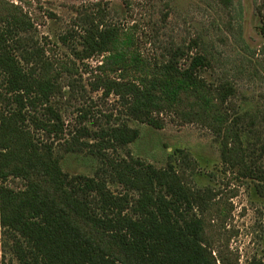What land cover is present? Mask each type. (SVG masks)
Wrapping results in <instances>:
<instances>
[{
    "label": "rangeland",
    "instance_id": "374dc122",
    "mask_svg": "<svg viewBox=\"0 0 264 264\" xmlns=\"http://www.w3.org/2000/svg\"><path fill=\"white\" fill-rule=\"evenodd\" d=\"M1 17L33 24L22 35L31 53L39 48L37 73L60 87L50 103L63 129L39 130L41 153L50 150L70 176L104 180L127 197L128 214L141 191L118 175L125 161L176 173L199 196L190 198L214 263L264 264V0H0ZM106 30L103 48L88 47V35ZM177 49L174 70L167 64ZM199 53L210 64L193 80L181 72ZM39 116L55 121L45 109ZM34 180L65 203L43 177ZM9 184L19 190L26 181ZM150 191L171 198L165 185ZM83 229L125 259L106 232ZM3 239L14 240L0 222V264ZM6 255L18 264L11 250Z\"/></svg>",
    "mask_w": 264,
    "mask_h": 264
},
{
    "label": "trees",
    "instance_id": "16d2710c",
    "mask_svg": "<svg viewBox=\"0 0 264 264\" xmlns=\"http://www.w3.org/2000/svg\"><path fill=\"white\" fill-rule=\"evenodd\" d=\"M32 28L30 21L0 18V222L5 236L14 238L13 243L3 239L2 264H10L8 250L18 264H215L203 243L202 218L194 212L195 201L190 198L199 196L186 191L176 173L151 166L140 169L135 166L140 161H125L118 175L141 191L138 206L128 214L127 197L115 194L104 180L70 176L50 150L49 155L40 152L39 146L44 145L37 137L39 130L59 133L63 122L50 103L60 87L50 77H39V48L31 53L22 35ZM109 33H91L85 42L91 49H101ZM181 52L174 51L169 68L179 70L176 57ZM209 64L208 57L199 53L181 73L199 79L200 70ZM44 109L55 121L39 116ZM135 112L161 126L146 109ZM124 132L128 139L138 135L128 128ZM73 141L80 148L81 142ZM36 176L63 195L64 206L35 182ZM17 178L25 179V188L17 190L9 184ZM155 183L165 185L171 198H164L161 192L152 194ZM90 224L106 232L103 238L109 235L107 239L118 244L125 259L115 258L103 241L99 245L83 229Z\"/></svg>",
    "mask_w": 264,
    "mask_h": 264
}]
</instances>
